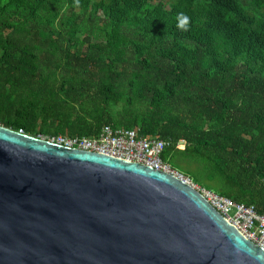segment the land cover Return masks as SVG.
Returning a JSON list of instances; mask_svg holds the SVG:
<instances>
[{"label": "trees", "instance_id": "trees-1", "mask_svg": "<svg viewBox=\"0 0 264 264\" xmlns=\"http://www.w3.org/2000/svg\"><path fill=\"white\" fill-rule=\"evenodd\" d=\"M0 124L138 128L195 183L264 213V0H0Z\"/></svg>", "mask_w": 264, "mask_h": 264}, {"label": "water", "instance_id": "water-1", "mask_svg": "<svg viewBox=\"0 0 264 264\" xmlns=\"http://www.w3.org/2000/svg\"><path fill=\"white\" fill-rule=\"evenodd\" d=\"M0 264H264L201 192L0 124Z\"/></svg>", "mask_w": 264, "mask_h": 264}, {"label": "built area", "instance_id": "built-area-1", "mask_svg": "<svg viewBox=\"0 0 264 264\" xmlns=\"http://www.w3.org/2000/svg\"><path fill=\"white\" fill-rule=\"evenodd\" d=\"M24 132L23 130H19ZM38 137L75 148L105 154L129 162H138L157 170L173 174L202 193L244 237L264 248V213H259L253 205H245L195 183L191 177L165 162L161 154L168 145L158 136L141 135L138 128L104 125L95 136H79L58 133Z\"/></svg>", "mask_w": 264, "mask_h": 264}, {"label": "clouds", "instance_id": "clouds-1", "mask_svg": "<svg viewBox=\"0 0 264 264\" xmlns=\"http://www.w3.org/2000/svg\"><path fill=\"white\" fill-rule=\"evenodd\" d=\"M76 3H79V0H76ZM178 25L177 27L181 31H188L189 30V25H190V18L185 15L184 13H179L178 14Z\"/></svg>", "mask_w": 264, "mask_h": 264}]
</instances>
